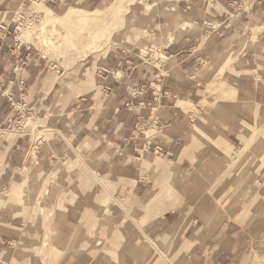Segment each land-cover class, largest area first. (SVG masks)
I'll use <instances>...</instances> for the list:
<instances>
[{
  "label": "crops",
  "instance_id": "1",
  "mask_svg": "<svg viewBox=\"0 0 264 264\" xmlns=\"http://www.w3.org/2000/svg\"><path fill=\"white\" fill-rule=\"evenodd\" d=\"M66 1L43 0L51 11ZM169 4L175 13L171 14L168 30L161 33L148 29L140 38L143 44L155 39L161 48L132 44L100 53L95 57L101 59L85 73L87 80L69 74L68 70L75 65L65 69L69 80L66 90L54 85L55 75L43 81L45 68L22 47L17 54L11 35L0 30V131L10 121L8 116L14 104L37 114L51 109V130L46 131L53 137L30 149L31 152L37 148L40 165L35 164L37 158L34 165L40 183L23 196L30 203L40 198V206L52 207L54 215L47 222V237L41 216L34 237L32 223L20 215L8 223L0 222L2 261L38 264L43 259L54 264H108L110 260L99 253L85 263L73 257L86 244L102 250L120 240L115 264H141L152 251L161 257L174 255L175 264H255V257H264V140L257 139L264 135V124L253 131L256 122L264 120V0H172ZM23 6L21 0H0V26L11 29L16 18L11 14ZM71 7L82 9L78 5ZM173 16L177 21L179 18L196 24L199 19L203 20L202 25L218 26L211 31L203 26L192 31L187 27L184 31L183 26L188 25L184 22L182 27L173 29ZM245 24L261 29L256 41L252 39V28L243 29ZM147 35L150 39H146ZM26 55L28 62L19 66V59ZM211 60L215 65L200 86L207 89L206 79L209 82L218 71L210 82L219 91L216 105L211 110L206 107V113L200 108L201 116L192 119L186 111L195 107V100L199 99L192 74ZM223 82L228 84L222 86ZM63 101H70V106L58 105ZM179 101L192 103V107L183 108L177 105ZM61 109L67 111L58 113ZM35 122L38 125L40 119L36 117ZM1 138L0 133V159L4 162L0 160V171L4 164L5 170H9L7 166H20L22 152L30 146L28 135L18 138L12 146ZM154 146L163 150L162 155H153ZM238 152L243 153L236 158ZM67 156L73 157L65 164L71 171L59 172L56 181L67 188L68 180L72 197L77 196L74 190L90 179L91 190L85 197L87 205L77 200L58 210L54 205L65 203L61 196L63 188L55 180L48 188L51 177L60 168L57 162L44 163L65 160ZM76 160L81 161L80 166L72 167ZM72 169L78 171L76 180L71 179ZM48 171L53 175L43 189V174ZM92 175H98L110 186V195L103 188L96 192L99 186ZM162 181L180 193L177 197L181 202L160 214L158 204L148 207L144 201L154 196L155 184ZM13 184L20 187L19 183ZM149 188L144 199L132 207L136 195ZM101 194L104 199L126 201L134 219L151 213L147 233L133 220L118 219L115 213L124 212L122 209L103 207L102 202L95 200ZM96 205L102 207H98L101 219L106 210L111 213L102 222L105 232L112 228L111 246L99 248L91 239L96 228L93 219L86 227L81 226L80 234L81 220L90 212L97 216ZM144 206L148 209L144 210ZM45 208L41 213H51ZM12 244H17L16 251L9 248ZM36 245L53 252L48 257L42 251L36 256ZM54 251L61 256L56 258ZM258 262L264 264V258H258ZM162 264L169 263L163 259Z\"/></svg>",
  "mask_w": 264,
  "mask_h": 264
},
{
  "label": "rangeland",
  "instance_id": "2",
  "mask_svg": "<svg viewBox=\"0 0 264 264\" xmlns=\"http://www.w3.org/2000/svg\"><path fill=\"white\" fill-rule=\"evenodd\" d=\"M21 1L24 5L23 9H25V10H23L21 8V10L16 11V12L14 11L11 14V15H16L15 21L18 22V19H19V15L17 13L18 12L19 13L24 12L27 14L26 17H29L30 15H33V16L36 15V19H33L34 21H32V19H30V20L28 19L27 22H31V23L33 22V24H37L39 19H41L42 15H40L37 12L32 13L34 6H35L33 3L34 0H21ZM63 1H65V0H63ZM112 1H114V0H67L66 2L63 3V5H61V7H59V8L54 7L52 9V11L50 10L49 7H47V8H49V10L52 13L59 16V15H62L67 10V8L71 7V6L78 5V7L85 9V11H92L93 9H104V8L108 7ZM169 2H172V0H136L135 2H133L128 7L127 12L124 14V21H123L124 25H122L121 27H118L117 30L114 31V33L112 34L110 39H107L105 41L103 47H101L95 53L91 54L90 55L91 57H89L85 62H83V63L79 62L78 63V61H77V63H75V66L72 68H70L72 66V63H73L71 61L74 58L72 52L70 53V55H65V56L62 55L60 57V60L63 63L62 64L58 58L56 59V58H52L49 56L46 57V56L42 55L30 43L23 42L20 39L18 32L15 34L13 33L11 35V38L15 42V47H17V48H15V50H18V51H16L17 54L22 47L23 51H25L26 54L31 55V57L34 58L35 61L40 63L39 65L41 67L45 68V73H43V75L41 76L43 79H45L43 81H46L47 79H49V77H51V75H55L56 79L54 81V85L59 84L62 88H64V90H66L67 89V83L69 82V80L66 79V73H65L66 70L65 69L70 68L68 70V72L71 76L79 77V78H85V80H87V76H85V73L88 69H90L91 66H95V63L101 59L100 57H97V58L95 57V56L99 55L100 53H111L112 51L116 50L119 47L131 46L132 44L140 45V47H142V48L144 46H146V44H148L149 46H151L154 49L161 48V46L156 43V40L153 39V41H152L148 35L146 36L147 37L146 39H150V41L145 43V44L140 42V38L142 36H144L143 32H145L148 29H154L156 32L159 31L161 33L163 31L168 30V23H169L171 14L175 13V11L174 12L172 11V6L169 4ZM44 3L45 2H43V4ZM173 17H174V19L172 20V22H170L171 24H173L175 26V28L173 27V29H176L179 25H180V27H182L183 26L182 24L184 22H187V21H184V22L179 21V18H177L178 19V21H177V20H175L176 19L175 16H173ZM202 21L203 20L200 21L199 19H197L196 24H194V23L192 24V22L188 21L187 22L188 25L186 24L185 26H183V29H184V31H187V27H188L189 30L192 31L194 28L199 29L200 26H203V28H205L206 30L211 31L218 26L217 23L213 24L212 26L202 25L203 24ZM22 24H25V22H23ZM14 27L15 26H13L11 28L12 31H13ZM23 27L25 29L26 25ZM249 28H252V39L256 41L257 35L261 31V29L255 28V26L253 24H245L243 26V29L245 31H247ZM154 37H156V36H154ZM19 45H21V46L19 47ZM65 47H66L65 45H62V49ZM231 51H232V49H231ZM62 53H63V51H62ZM143 53H146V52L143 51ZM155 61L156 60L153 59L151 62L155 64ZM50 62L55 64L58 68L61 69L62 75L58 76V75L54 74L55 71L47 69L48 64ZM233 62H234V57H232V63ZM18 65L20 66V63ZM203 65L204 66H202V68H199L197 71L194 72L195 74L194 73L192 74L193 81H195V84L197 85V88L199 89V91H198L199 99L195 100V103H194L195 107L186 111L191 116L192 119L199 118L201 116V114L199 112L200 108L203 109L204 113H206V111L211 110V108L214 105H216L217 100H215V98L218 96L216 93L219 92L218 90H217V92L214 90L216 84L214 85V87H211V85H210L211 81L208 82L207 79H206L207 84L205 85V86H208L207 89L204 88L203 86H200V81L203 80L207 71H210L214 67L215 61L211 60L210 64H203ZM226 71H229V68L227 70H225V72ZM96 73H97V70L93 74L94 80L91 82L92 86L96 80V78H95ZM249 74H251V73H249ZM214 78H215V76L212 78V80ZM59 94H62V92H60ZM212 100H215V101H214V104L211 106ZM65 104L70 106L71 103H70V101L69 102L63 101V102L59 103L58 105L64 106ZM189 105L191 106L192 103L188 102L187 107H189ZM206 107L207 108L209 107V110H206L207 109ZM22 109H23L22 106L14 104L12 109H11V113L8 116L10 118V121L8 120L5 128H3L0 131L1 137H2L1 140L7 141V143L9 145H11V144L13 145L15 143V141H17L18 138L24 139L25 135H28V138L30 139L29 149L28 150L26 149L24 152H22V158L20 160V162L22 164L20 166L13 167L15 169L7 166V169H9V170H5L6 168H5V164H4L3 170L0 171V179L2 180V181H0V222H2V223L7 222L8 223L12 217H14L16 215L17 216L20 215L23 218V220H25V221L28 220V222L32 223V235L34 237V235H37V233H38V232H36L37 224L39 221L38 217L41 216L42 218H44L47 215V213H43V212L41 213V211H40L41 209L45 208V207L40 206V203L42 202L40 200V198L37 201L32 199V201L30 203L27 201V198H25L23 196V195H26L28 190L34 189L35 186H37L40 183V181H39L40 179H39L38 174L36 172V165L28 167V169H26L27 171L26 172L24 171L25 161H26L25 159H26L27 154L30 152V149L32 146H34L36 144L38 145V143L41 142L42 140H49L51 137H53V134L51 132L46 131L47 129L51 130V128H50L51 126L49 125L50 124L49 120H50L52 114H51V109H49L46 114H44V113L37 114L34 111L29 112L26 108L23 109V111H22ZM62 110L63 109L58 111V113H62L63 111H67V110H63V111ZM19 111H21L22 113L19 114ZM36 117L38 119H40V122L38 123V125L35 122ZM30 118L33 120L32 121L28 120ZM196 120H198V119H196ZM23 123L26 126H24ZM263 124H264V120H260V121L256 122L253 131H255V129L257 127H260ZM35 126H36V129H34ZM20 130H22V132ZM42 131H45V132H42ZM149 133H152V132H149ZM7 136H9V137H7ZM241 138H240V140H241ZM259 138H263V140H264V135H260L257 139H259ZM257 139H255L254 141H256ZM245 147H246V145H245ZM9 150H10V148H9ZM36 152H37V148L35 149V153ZM242 153L243 152H240V153L238 152L236 155L237 156L236 158H238ZM36 158H37V162L35 164L40 165V163H39L40 161L38 162L37 153H36ZM69 158H73V157L67 156V158L65 160L57 159V160H54L53 162L52 161H50V162L46 161V163H44L45 165H53L55 162H57V164L60 168L59 171L56 173V175L51 177L48 190L50 189L51 181L57 180L59 172L61 173L63 171H66V172L71 171V170L66 169V167H65V164L67 163ZM0 160H2V159H0ZM84 161H85V159H84ZM2 162H3V160H2ZM72 170H74V172H73L71 179L76 180L77 176H78L77 175L78 171L75 169H72ZM46 173L52 174L50 171L44 172V174H43L44 177H46L45 176ZM13 182L20 184V188H17V189H19L18 190L19 192L16 194L15 198L8 199L6 197V194L10 192V190L12 188L11 184ZM56 183L58 184L59 187L63 188L61 196L63 195V197H64L63 200L65 202L63 205H61L59 203H58V205L57 204L54 205V207L56 209L61 210L63 206L66 207L68 205H72L77 200L79 201V203L81 205H84V206L87 205V201H86L85 197L87 196V192L91 190V187H90L88 181L86 184H84V186L77 187V189L74 190V192L77 193V196L75 195L74 197H72L71 194L68 192L69 190L72 191V189L70 187V183L68 180H67V183H65V184H67L66 186H69L67 188L64 185L62 186V184L60 185V183L57 181H56ZM46 184H47V179L44 178L43 183L41 185V188L44 189ZM17 186H18V184H17ZM149 190H150V188L148 189L147 192H144V193L142 192L138 196L136 195L134 200L131 202L132 207L137 206L138 202L140 200L144 199V197L149 192ZM98 191H101L100 187L96 188V192H98ZM130 193L132 194V192H130ZM76 197H79L80 199L79 198L76 199ZM106 199H109V198L106 197ZM95 200L100 202L101 201L100 196L98 198L96 197ZM117 200L120 201L119 199H117ZM82 201H84V202H82ZM123 202H124V205H126L127 202L126 201H123ZM107 205L109 206V208H110V206H112L113 209H120L116 206L115 202L112 201L111 198L109 200H106V202L102 203L103 207H107ZM96 207L98 209L97 210V213H98L97 216L93 217L92 213L90 212L84 220L83 219L81 220V222L79 224L80 234L82 235V231H83L81 226L86 227L88 222L93 219V221L96 224V228L93 231L94 234L90 235V237L92 236L91 239H94L95 242L99 241V243H95V244H97V247H99V248H102V246H104V245H110L111 246L112 228H109L105 232V226H103L104 222L107 221V217L109 215H111V213L109 212V210H106L105 213H103V217L101 219L100 211L98 208L100 206L96 205ZM100 208H102V207H100ZM20 209H21V211H20L21 213H19V214H15L13 212L14 210H20ZM46 210H52V207L50 209H46ZM86 213L87 212H85V214ZM120 213H121V215L119 216ZM120 213H118V211L115 213L117 218L120 220H123V219L125 220L126 213H125V215H124V212H120ZM85 214L83 215L82 218H84L86 216ZM79 216L80 215L78 214V217ZM113 216H115V215H113ZM130 216L132 218L127 217V219L133 220L132 222L135 221V223L138 224L139 227L143 226L142 230L147 233L146 226L150 222V220H152L151 219V213L145 214L143 218H140L138 220H137V218L134 219L135 218L134 215L132 216L130 214ZM53 217H54V215L51 212L50 216L48 217V220L51 221V219ZM54 221H58V219H55ZM102 222H103V224H102ZM54 223L55 222H53V224ZM119 223H116L115 227H118ZM20 226H22V225H20ZM87 234H89V233H87ZM35 238H36L35 240L37 241L36 236H35ZM38 245H36V247H35L36 256H39L37 253L41 252L44 249V248H41L42 249L41 250ZM139 245L143 246V243L139 241ZM9 248L16 251L17 244H12V246ZM120 248H121V240L119 243H117V245L111 246L108 249L104 248L102 250L101 249L100 250H94L93 245H87L86 244L83 247L81 246L78 254L76 256H74L73 259H76L80 262L85 263L86 261H89L92 257H94L95 254L99 253L100 255H103L106 259L110 260L108 262V264H115L118 262L117 261V255H118L117 252ZM46 251L48 253V254H46L47 257L49 255H51L53 252L52 249L46 250ZM54 254H55L56 258H59L58 256H61V254H59L56 251H54ZM174 258H175V256L172 254L171 255L163 254V256L161 257L152 251V253H149V255L145 256V260L141 264H162L163 259H165L166 262H168L169 264H175L176 262H174ZM258 258H264V257H255V264H259ZM17 260H18V258H17ZM12 261H13V259L10 261H2L1 255H0V262H1L0 264H13ZM16 264H18V263H16ZM38 264H54V262L53 263L51 261L45 262L42 259L41 263H38Z\"/></svg>",
  "mask_w": 264,
  "mask_h": 264
},
{
  "label": "bare ground",
  "instance_id": "3",
  "mask_svg": "<svg viewBox=\"0 0 264 264\" xmlns=\"http://www.w3.org/2000/svg\"><path fill=\"white\" fill-rule=\"evenodd\" d=\"M135 1L136 0H114L111 2V4L108 7L104 9H95L92 11H85V9L83 10L77 7H70L62 15L58 16L52 13L49 10V8H47L49 7L47 4L45 3L43 4V0L41 1L42 3L40 2L41 4L34 0L33 3L35 6H34L32 13L34 12L39 13L40 15H42V17L40 16L41 19H39L37 24H33V22L32 23L25 22V24L20 23L17 28V32H18L20 39L23 42L30 43L34 48H36L42 55L46 57L49 56V57L56 58V59L58 58L59 61L61 62L60 57L62 55L64 56L70 55V53L72 52L74 58L73 59L71 57L70 58L72 59L71 62H73L72 63V66H73L75 65V63H77V61L78 63L84 62L91 54L95 53L97 50L103 47L105 41L107 39H110L114 31H116L118 27H121L122 25H124V22H123L124 14L127 12L128 7ZM30 16H33V15H30ZM32 21L34 20L32 19ZM25 25H26V28L24 29L23 26ZM62 45H65L66 47L62 49ZM144 52L146 51L144 50ZM216 73L211 75L212 78L214 76H217ZM212 78L210 79V81L212 80ZM227 84H228L227 82L226 83L223 82L222 86H226ZM221 93H223V91ZM216 94L218 95L219 92H217ZM232 95L234 97V94ZM177 105L185 108L187 107L188 102L179 101ZM28 120L32 121L33 119L30 118ZM23 125L26 126L24 123ZM22 130L20 131L22 132ZM25 160L26 161H25L24 171L26 172L27 171L26 169H28V167L33 166L36 160L35 148L31 150V152L28 154ZM80 164H81V161L76 160V164L73 167H76V166L78 167L80 166ZM162 169L163 168H161V170ZM51 175L52 174L46 173L45 175L46 177L44 176L43 177L48 179ZM92 176H93L94 182L100 188H103L105 193L109 194L108 187L110 188V186H108L101 178H99L98 175H92ZM88 181L91 183V179ZM84 183L86 184L87 181H85ZM17 188H20V187L17 186V184H13L10 192L6 194V197L8 199L15 198L16 194L19 192L18 191L19 189ZM155 189H156V192L154 196L148 197V199L145 201V204H149L148 207L151 205L156 206L158 204L157 208H159L160 211H157V212H159L160 214H162V212L164 213L165 210L173 209L177 204L181 202V199L177 197V196H180V193H177V191L170 184L162 181L158 184H155ZM105 199L101 194L100 202L104 203ZM111 199L112 201L115 202L118 208L122 209L126 213V219L127 217L128 218L131 217L129 214L127 203L126 205H124V202L118 201L117 199H114V198H111ZM147 209L148 208L146 207L144 208V210H147ZM155 210H156V207H155ZM49 216H50V212H48L47 215L43 218L45 222L44 229L46 228L45 229L46 237L48 235L47 234V228H48L47 222L50 221L48 220ZM128 221L131 222V219H129ZM150 241L149 243H151L150 244L151 246L153 243ZM97 243H99V241ZM42 252L45 253L44 255L46 256L47 251L45 250V248L42 250ZM10 257L11 256H9L7 259H10Z\"/></svg>",
  "mask_w": 264,
  "mask_h": 264
},
{
  "label": "built area",
  "instance_id": "4",
  "mask_svg": "<svg viewBox=\"0 0 264 264\" xmlns=\"http://www.w3.org/2000/svg\"><path fill=\"white\" fill-rule=\"evenodd\" d=\"M36 2H41L42 0H35ZM52 1H56V0H52ZM27 16V14L26 13H24V12H20L19 13V19H18V22H16L15 21V23H14V29H13V31L8 27V26H5V25H3V26H0V30L2 31V33H4V34H7V35H12L13 33L15 34V33H17V28H18V26H19V24L20 23H23V22H27L28 21V19L30 20V19H36V15L35 16H29V17H26ZM17 42V41H16ZM21 45H19V47H20ZM29 56V55H28ZM28 56L26 55V56H22L20 59H19V63H20V66L21 65H25L27 62H28ZM17 69V66L15 65V67H14V70H16ZM47 69L48 70H52V71H55V74L56 75H62V71H61V69L60 68H58L55 64H53V63H49L48 64V67H47ZM102 71L103 72H106V70H104V69H102ZM106 90H108V89H106ZM29 111V110H28ZM22 112L21 111H19V114H21ZM152 153H153V155H162V153H163V150L159 147V146H154L153 147V150H152ZM165 154H169V153H165Z\"/></svg>",
  "mask_w": 264,
  "mask_h": 264
}]
</instances>
